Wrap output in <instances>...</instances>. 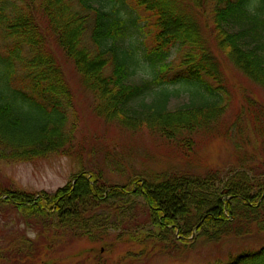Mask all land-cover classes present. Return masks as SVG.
I'll return each mask as SVG.
<instances>
[{
	"label": "trees",
	"instance_id": "1",
	"mask_svg": "<svg viewBox=\"0 0 264 264\" xmlns=\"http://www.w3.org/2000/svg\"><path fill=\"white\" fill-rule=\"evenodd\" d=\"M214 1L215 38L208 19L205 27L197 17L204 0H0V162L76 156V126L67 128L75 97L64 57L100 117L133 132L147 128L187 165L142 171L121 187L104 181L101 171L82 170L54 194L31 195L0 181V207L25 224L23 238L0 250V264H87L91 247L81 243L100 253L118 239L140 248L147 230H169L187 246L194 235L238 240V253L210 264H264V242L245 246L264 235V101L243 95L234 117L223 119L233 101L212 48L214 41L264 91V0ZM123 5L143 23L139 40ZM174 50L176 68L169 60ZM141 58L155 74L135 84ZM181 84L194 87L199 101L192 94L190 103L170 110L178 94L167 86ZM220 138L235 144L237 166L216 167L198 155L205 140ZM134 203L140 204L130 212ZM150 240L142 258L167 246L160 236Z\"/></svg>",
	"mask_w": 264,
	"mask_h": 264
},
{
	"label": "rangeland",
	"instance_id": "2",
	"mask_svg": "<svg viewBox=\"0 0 264 264\" xmlns=\"http://www.w3.org/2000/svg\"><path fill=\"white\" fill-rule=\"evenodd\" d=\"M202 7L203 9L198 11L197 17L205 27L206 19H208V27L210 28H207V31L212 33L214 37L213 10L215 1L204 0ZM121 9L122 14L130 20L132 36L139 40V28L143 23L138 20V13L128 5L121 6ZM212 48L217 59H219L221 69H224L228 77L227 85L233 101L230 107L226 109L227 113H225L223 119L234 117L240 108L239 105L242 103L241 97L243 95L248 94L264 101V91L259 88L258 84H255L241 70L236 68L230 58L216 47L214 41ZM169 60L174 62V68L180 64L181 60L177 59L176 50L172 52ZM61 65L64 67L68 83L70 82V86L73 88V97H75V110L72 114L70 113L67 128L70 130L72 126H76L77 131L73 139L75 141L76 149L74 153L76 156L69 157L55 153L33 163L2 161L0 162L1 182L10 181L12 185L14 184L15 189L28 192L31 195L43 192L54 194L59 188L65 187L67 183L71 182L82 170L87 172L89 170L101 171L104 181L121 187V185L130 182L131 176L140 174L142 171L161 173L165 169H174L175 167L182 169V167L187 166L181 162L183 158L175 147L167 146L163 141L161 142L147 128H143L144 130L140 132H133L126 129V126L122 127L119 123L106 121L100 117L95 112V107H93L94 97L79 82L81 76L73 63L62 57ZM154 74L151 62L148 59L141 58L137 68V76L133 77L131 82L138 84L148 81L154 77ZM167 91L178 94L171 99L170 110H177L183 104L190 103L192 94H194L196 101H199L196 89L191 86L184 84L170 85L167 86ZM140 100L138 99L137 102L132 103L135 109H138ZM130 124L131 120L127 122V126ZM108 144L109 147L105 149V145ZM202 145L198 155L203 158L205 163L216 167H227L230 164L237 166L236 147L232 141L220 138L213 141L205 140ZM205 166L200 164L199 172L205 173ZM238 169L242 171L239 167ZM247 176L252 177L250 174H247ZM123 201L125 202L126 199L118 200L117 204L122 206ZM139 202L143 203L141 199ZM140 203H134L132 210L129 211L136 210L137 205ZM24 227L25 224L17 212L0 207V250H6L11 244L22 239L23 234L19 230H24ZM110 231L112 232V230ZM149 231L151 230H147L146 233H149L150 236L154 235L155 238L160 236L167 244V246L156 249L152 256H146V258L139 256L142 252H146L149 245H152L150 236L145 237V240L140 244V248L138 245L127 243L124 239H118L113 249L110 248L106 251L103 247L101 253L92 244L84 242L81 244L91 247L87 248L88 250L84 255L85 258H89L87 264H210L217 260L227 261L230 253H238L243 243L231 239L233 236L229 238L230 241L223 240V243H213L207 242L201 235H194V237L188 239L189 244L187 242V246L175 241L178 237L173 238V233L169 230L163 231L162 234L159 231ZM28 233L30 238H34L35 233L33 231L28 230ZM262 239L253 244L248 243L245 246L259 247L264 242V235ZM3 262L6 263L5 260Z\"/></svg>",
	"mask_w": 264,
	"mask_h": 264
}]
</instances>
